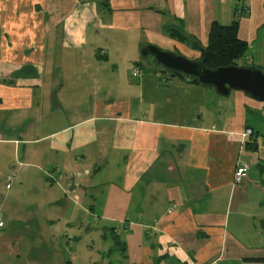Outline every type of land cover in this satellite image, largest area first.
Returning <instances> with one entry per match:
<instances>
[{
	"label": "crops",
	"instance_id": "1",
	"mask_svg": "<svg viewBox=\"0 0 264 264\" xmlns=\"http://www.w3.org/2000/svg\"><path fill=\"white\" fill-rule=\"evenodd\" d=\"M212 23L264 73V0H0V264H264V103L140 56Z\"/></svg>",
	"mask_w": 264,
	"mask_h": 264
},
{
	"label": "water",
	"instance_id": "2",
	"mask_svg": "<svg viewBox=\"0 0 264 264\" xmlns=\"http://www.w3.org/2000/svg\"><path fill=\"white\" fill-rule=\"evenodd\" d=\"M140 56H152L155 65L169 73L170 77L180 75L187 82L213 89L219 96L226 97L231 91H240L253 101L264 103V73L255 67L232 65L211 70L205 66V58L191 61L154 46H145L140 50Z\"/></svg>",
	"mask_w": 264,
	"mask_h": 264
},
{
	"label": "trees",
	"instance_id": "3",
	"mask_svg": "<svg viewBox=\"0 0 264 264\" xmlns=\"http://www.w3.org/2000/svg\"><path fill=\"white\" fill-rule=\"evenodd\" d=\"M236 28V23L229 26L212 23L208 33L207 46L201 51L207 68L215 70L229 67L235 65V62L243 57L246 52V44L237 38ZM175 36L183 39L181 34ZM176 76L181 77L180 75ZM258 261H264V259Z\"/></svg>",
	"mask_w": 264,
	"mask_h": 264
},
{
	"label": "built area",
	"instance_id": "4",
	"mask_svg": "<svg viewBox=\"0 0 264 264\" xmlns=\"http://www.w3.org/2000/svg\"><path fill=\"white\" fill-rule=\"evenodd\" d=\"M244 138H252L253 136V132L250 129L245 130V132L242 135ZM248 169V165L246 164H242L240 167H238L236 169V171L234 172V177H233V182L238 184L242 181L246 170ZM14 172L12 171L9 174H7L6 178H5V187L6 189H9L14 181ZM3 223L1 221V217H0V227H2Z\"/></svg>",
	"mask_w": 264,
	"mask_h": 264
},
{
	"label": "rangeland",
	"instance_id": "5",
	"mask_svg": "<svg viewBox=\"0 0 264 264\" xmlns=\"http://www.w3.org/2000/svg\"><path fill=\"white\" fill-rule=\"evenodd\" d=\"M175 55H179L178 54V52L177 51H174L173 52ZM146 60H147V62H151L152 61V57H147L146 58ZM237 63V65H238V67H241L242 65H244V61H243V59L242 60H240V61H238V62H236ZM235 174V173H234ZM234 174H233V177H234ZM234 181V180H233ZM39 245V244H38ZM68 252V251H67ZM46 261V259H44V258H38V259H36V260H33V261H29V264H44V263H42L43 261ZM73 257H72V259H69L68 258V256L66 257V259H65V264H71V262H73ZM47 262V261H46Z\"/></svg>",
	"mask_w": 264,
	"mask_h": 264
}]
</instances>
